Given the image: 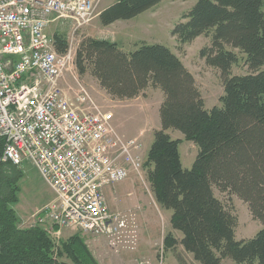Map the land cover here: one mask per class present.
I'll use <instances>...</instances> for the list:
<instances>
[{
    "label": "trees",
    "instance_id": "1",
    "mask_svg": "<svg viewBox=\"0 0 264 264\" xmlns=\"http://www.w3.org/2000/svg\"><path fill=\"white\" fill-rule=\"evenodd\" d=\"M161 1L118 0L99 14L100 22L133 19ZM182 18L172 30L180 44L210 37L200 56L221 73L220 106L206 108L194 75L160 43L142 42L128 52L117 42L88 37L79 44L76 65L82 74L90 68L113 99L136 98L150 85L164 92L161 128L144 167L157 202L172 211V230L182 233L179 238L168 233L165 250H172L179 264H190L185 254L201 264L226 258L264 264V0H198ZM55 43L60 53L69 48L64 35H55ZM239 53L246 55L247 74L232 73ZM168 129L198 146L191 167L182 163V140ZM2 154L0 139V264H100L80 233L57 243L43 228L18 226L10 204L17 201L20 166L2 161ZM215 188L238 196L262 222L253 238L236 239L238 218Z\"/></svg>",
    "mask_w": 264,
    "mask_h": 264
},
{
    "label": "built area",
    "instance_id": "2",
    "mask_svg": "<svg viewBox=\"0 0 264 264\" xmlns=\"http://www.w3.org/2000/svg\"><path fill=\"white\" fill-rule=\"evenodd\" d=\"M101 1L0 0L1 159L37 169L54 194L43 213L58 233L79 231L106 237L111 247L129 246L137 230L123 212L111 211L105 189L144 176L145 146L119 133L113 113L74 71L75 50L58 52L48 31L58 18L79 30L96 17ZM68 73L76 91L63 86ZM159 254L163 260V245Z\"/></svg>",
    "mask_w": 264,
    "mask_h": 264
},
{
    "label": "rangeland",
    "instance_id": "3",
    "mask_svg": "<svg viewBox=\"0 0 264 264\" xmlns=\"http://www.w3.org/2000/svg\"><path fill=\"white\" fill-rule=\"evenodd\" d=\"M117 1L102 0L96 17L79 30H74L72 20L58 18L49 24L48 31L54 37L57 34L64 35L69 47L76 53L81 41L88 37L117 42L128 52L136 50L142 42L163 44L172 49L193 71L205 98L206 108L220 106L219 99L224 94L221 73L218 69L207 65L205 59L200 56L201 49L210 43V37L204 34L190 43L180 44L176 36L172 34L175 25L185 21L182 18L183 15L188 13L198 0H163L159 5L133 20H119L110 25H103L99 14ZM245 58V54L239 53V60L232 68L233 74L242 75L250 72L245 64ZM262 69L264 70V66ZM74 71L79 80L88 88L94 100L105 111L110 110L113 113V124L119 133L127 138H137L143 142L147 157L154 141V132L161 128L159 110L165 100L162 89L150 85L136 98L115 102L110 94L103 91L90 68L84 74L80 73L76 65V54ZM66 78L68 83L64 87L76 91L77 83L72 75L68 73ZM167 132L175 139L179 137L183 139L179 146L180 153L185 166L191 167L198 154V146L186 140L178 130L168 129ZM191 145H195L196 148L190 149ZM20 174L21 178L17 183L19 187L16 193L17 201L10 204L16 212L18 226L20 228H43L48 235L55 237L57 243L76 234V231L68 229L58 233L59 229L45 218L43 211L53 200L54 194L37 169L30 162L25 161L20 166ZM133 178L135 180L128 179L105 189L111 211L117 212L118 209H125L123 214L126 215L128 226L137 230V238L133 245L128 246L123 242L116 247H111L106 237L91 236L79 231L77 233H80L87 244L91 245V251L100 264H179L172 250L164 248L163 260L159 254L168 233L173 232L177 237L178 235L182 237V233L173 231L169 223L171 217L168 212L171 211L163 209L157 202L146 169L144 176ZM214 191L216 196L222 199L227 208L231 209L238 218L236 239L253 238L263 228L262 222L252 215L246 202L234 194L229 195L216 188ZM185 257L190 264H201L193 259L192 254H185ZM221 264H236V262L226 258Z\"/></svg>",
    "mask_w": 264,
    "mask_h": 264
},
{
    "label": "crops",
    "instance_id": "4",
    "mask_svg": "<svg viewBox=\"0 0 264 264\" xmlns=\"http://www.w3.org/2000/svg\"><path fill=\"white\" fill-rule=\"evenodd\" d=\"M161 2H163V0L161 1ZM160 2V3H161ZM159 3V4H160ZM158 4V5H159ZM153 9V8H152ZM149 11V10H148ZM148 11H146V12H148ZM138 17V16H137ZM134 19V18H133ZM133 19H130V20H133ZM182 60V59H181ZM183 61V60H182ZM183 63L185 64V62L183 61ZM185 66L188 68V66L185 64ZM189 69V68H188ZM189 71L194 75V73H193V71L192 70H190L189 69ZM195 77V76H194ZM196 79V78H195ZM68 80H67V78H65L64 80H63V86H65V84L66 83H68L67 82ZM197 81V80H196ZM97 82H98V80H97ZM99 84V83H98ZM198 84V83H197ZM103 91L104 92H106L104 89H103ZM205 99V98H204ZM113 101H115V102H120V100H116V99H112ZM158 130V129H157ZM177 139H181V140H183L181 137H179V138H177ZM182 144V141H181V143H180V145ZM195 144V143H194ZM196 145V144H195ZM195 145H191V147H190V149L193 147L194 149L196 148L195 147ZM181 154V153H180ZM195 158H196V156H195ZM195 158H194V160H195ZM181 159H182V163H183V165H184V167H186V168H188L189 166H185V164H184V162H183V156L181 155ZM194 160H193V162H194ZM189 164H191V162H189ZM192 165V164H191ZM128 179H132V180H135L133 177L132 178H128ZM127 179V180H128ZM125 182V181H124ZM118 211H120V212H123V211H126L125 209H123V210H121V209H118ZM168 211H171V210H168ZM124 213V212H123ZM169 213V217H171L172 216V211L171 212H168ZM170 221H171V218H170ZM169 221V223L171 224V222ZM178 234V233H177ZM180 236L178 235V238H179ZM86 241V240H85ZM87 243V242H86ZM89 244V243H88ZM89 246V248H90V250H91V245H88ZM183 250V248L182 247H180V250H179V252H181ZM93 253V252H92ZM191 255V254H190ZM179 263V262H178Z\"/></svg>",
    "mask_w": 264,
    "mask_h": 264
},
{
    "label": "bare ground",
    "instance_id": "5",
    "mask_svg": "<svg viewBox=\"0 0 264 264\" xmlns=\"http://www.w3.org/2000/svg\"><path fill=\"white\" fill-rule=\"evenodd\" d=\"M77 85V84H76ZM21 166V165H20ZM162 264V263H161Z\"/></svg>",
    "mask_w": 264,
    "mask_h": 264
}]
</instances>
